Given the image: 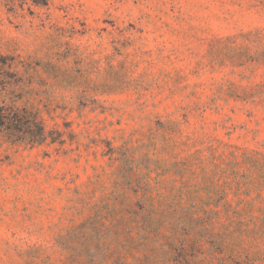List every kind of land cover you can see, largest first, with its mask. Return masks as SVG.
<instances>
[{
    "label": "rangeland",
    "instance_id": "1",
    "mask_svg": "<svg viewBox=\"0 0 264 264\" xmlns=\"http://www.w3.org/2000/svg\"><path fill=\"white\" fill-rule=\"evenodd\" d=\"M0 72V264H264V0H0Z\"/></svg>",
    "mask_w": 264,
    "mask_h": 264
},
{
    "label": "trees",
    "instance_id": "2",
    "mask_svg": "<svg viewBox=\"0 0 264 264\" xmlns=\"http://www.w3.org/2000/svg\"><path fill=\"white\" fill-rule=\"evenodd\" d=\"M32 1L36 3V0ZM3 78L0 72V91H5L6 84H10V82L3 81ZM55 135L56 132L45 129L37 110L14 103L0 104V136L13 143L34 146L59 142L60 140Z\"/></svg>",
    "mask_w": 264,
    "mask_h": 264
}]
</instances>
